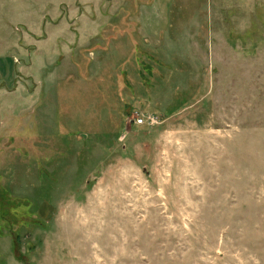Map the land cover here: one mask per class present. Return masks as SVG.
<instances>
[{"label":"rangeland","instance_id":"374dc122","mask_svg":"<svg viewBox=\"0 0 264 264\" xmlns=\"http://www.w3.org/2000/svg\"><path fill=\"white\" fill-rule=\"evenodd\" d=\"M67 1L0 0V264H264V0H179L159 58L128 0L73 56Z\"/></svg>","mask_w":264,"mask_h":264},{"label":"crops","instance_id":"0c3cea01","mask_svg":"<svg viewBox=\"0 0 264 264\" xmlns=\"http://www.w3.org/2000/svg\"><path fill=\"white\" fill-rule=\"evenodd\" d=\"M178 1L179 0H128V5L121 8L119 11V19L118 22H116V29L119 28L125 32L127 27L131 28V26H128L130 23L126 22L125 14L127 12L133 14L134 19L131 21L133 30L131 34L130 32L121 34L122 38L125 39L126 37L128 39H126L128 41L126 42L128 47L133 41L134 46L136 45L141 52H145L150 56L152 54H156L159 58V55L161 54L160 50L164 41L167 38H173L171 32L172 30L175 32V25L177 24L174 21V17L175 6ZM119 2L120 0H114V3ZM58 7L60 10L62 8H67V22L69 29L77 32L78 37H76V42L69 48H74L70 50V53L73 52V56L76 51L82 52L83 49H87L93 43L96 44V48L100 47L98 44H101L102 40L106 43L109 38L107 37L109 34L106 31L108 28L106 29L105 27L109 26V23L101 29H99V25L96 24L98 15L102 13V7H104L103 0H98V3L96 0H71L67 1V3H59ZM91 14H95V19L91 18ZM61 23V21L58 24L50 22L49 25H59ZM182 26L184 27V25ZM84 28L88 30L85 34L91 41V45H88L87 47H82V36L84 34L82 32L84 31ZM179 28L177 27V30ZM45 38L46 39H43L42 41H37V44L41 45V43L48 40L47 33ZM175 38L176 36L173 39L175 40ZM109 40H111V45L106 46L113 47L115 46L114 43L117 42L116 40L118 39L113 40V38L110 37ZM132 49L134 48L131 47L128 51H131Z\"/></svg>","mask_w":264,"mask_h":264},{"label":"built area","instance_id":"2783aa9c","mask_svg":"<svg viewBox=\"0 0 264 264\" xmlns=\"http://www.w3.org/2000/svg\"><path fill=\"white\" fill-rule=\"evenodd\" d=\"M156 117L154 115H149V117L147 119L144 118H139L135 121V123L139 126H145V125H153L155 123V119Z\"/></svg>","mask_w":264,"mask_h":264},{"label":"trees","instance_id":"16d2710c","mask_svg":"<svg viewBox=\"0 0 264 264\" xmlns=\"http://www.w3.org/2000/svg\"><path fill=\"white\" fill-rule=\"evenodd\" d=\"M126 32H128V31H125V32H121L122 34L123 33H126ZM117 36V35H116ZM117 38V37H116ZM137 49H138V47H137ZM133 51H135L136 50V45H135V47H134V49H132ZM128 57V58H127ZM127 58V59H126ZM124 59H126L125 61H124V63H123V66H125V65H128V64H130V61H131V55H128V56H126L125 55V58ZM128 64H127V63ZM40 209V207L38 208V210ZM43 225H44V222L42 223ZM42 226V225H41ZM18 239L20 238V240H21V234L18 232ZM35 247V246H34ZM34 247L33 246H31V248H32V250L34 249Z\"/></svg>","mask_w":264,"mask_h":264}]
</instances>
